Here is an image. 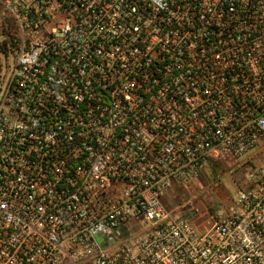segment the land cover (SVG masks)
<instances>
[{"label":"built area","instance_id":"1","mask_svg":"<svg viewBox=\"0 0 264 264\" xmlns=\"http://www.w3.org/2000/svg\"><path fill=\"white\" fill-rule=\"evenodd\" d=\"M0 55V264H264V0H0Z\"/></svg>","mask_w":264,"mask_h":264},{"label":"rangeland","instance_id":"2","mask_svg":"<svg viewBox=\"0 0 264 264\" xmlns=\"http://www.w3.org/2000/svg\"><path fill=\"white\" fill-rule=\"evenodd\" d=\"M5 59L0 55V74L4 73ZM245 158L234 159L226 155L212 166H204V170L191 182L186 190L177 189L174 193V202L179 205H191L197 210L196 224L201 227H209L207 217H199L204 209L209 196H216L224 201L239 187L246 170V165H240ZM257 161L264 160V152L257 155Z\"/></svg>","mask_w":264,"mask_h":264}]
</instances>
